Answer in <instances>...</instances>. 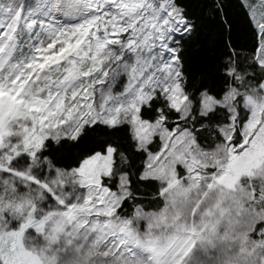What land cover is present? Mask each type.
Instances as JSON below:
<instances>
[{
    "label": "rangeland",
    "instance_id": "obj_1",
    "mask_svg": "<svg viewBox=\"0 0 264 264\" xmlns=\"http://www.w3.org/2000/svg\"><path fill=\"white\" fill-rule=\"evenodd\" d=\"M242 1L264 68V0ZM188 27L172 0H0V264H188L196 248L264 264V80L200 95V113H230L213 148L138 114L157 92L190 117L174 46ZM93 122H127L144 149L158 137L142 176L159 181L162 208L116 215L128 190L123 174L115 190L101 182L112 147L71 170L40 163L45 139Z\"/></svg>",
    "mask_w": 264,
    "mask_h": 264
},
{
    "label": "trees",
    "instance_id": "obj_2",
    "mask_svg": "<svg viewBox=\"0 0 264 264\" xmlns=\"http://www.w3.org/2000/svg\"><path fill=\"white\" fill-rule=\"evenodd\" d=\"M18 1L21 0L16 3ZM172 2L189 24L186 32L177 35L174 46L182 89L192 103L191 115L181 120L178 111L157 92L139 107L138 114L148 121L162 114L168 128L183 123L191 128L202 148H213L223 141L220 127L230 122V113L220 105L205 114L200 113V95L205 92L221 99L230 86L258 85L264 80V68L255 58L260 40L258 29L242 0ZM236 109L238 143L239 130L247 118L239 98ZM158 146L159 139L154 137L147 149L138 147L127 122L114 125L93 122L83 125L72 137L45 139L36 156L40 163L46 162L51 168L71 170L88 156L104 153L112 147V172L110 176H103L101 182L115 190L120 175H125L128 192L116 207V215L131 218L137 208L149 211L164 206L159 181L142 176L148 151L155 152ZM186 261L188 264H233L214 249L203 248L194 249Z\"/></svg>",
    "mask_w": 264,
    "mask_h": 264
}]
</instances>
